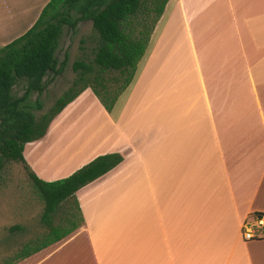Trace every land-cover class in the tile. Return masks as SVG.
Returning <instances> with one entry per match:
<instances>
[{
  "label": "crops",
  "instance_id": "obj_1",
  "mask_svg": "<svg viewBox=\"0 0 264 264\" xmlns=\"http://www.w3.org/2000/svg\"><path fill=\"white\" fill-rule=\"evenodd\" d=\"M47 1L0 0V46ZM172 1L110 111L83 90L23 145L47 181L121 161L75 191L79 227L13 264H264L240 235L264 215V0Z\"/></svg>",
  "mask_w": 264,
  "mask_h": 264
},
{
  "label": "trees",
  "instance_id": "obj_2",
  "mask_svg": "<svg viewBox=\"0 0 264 264\" xmlns=\"http://www.w3.org/2000/svg\"><path fill=\"white\" fill-rule=\"evenodd\" d=\"M167 1L48 0L23 34L0 46V170L5 160L21 164L42 201L39 220L45 227L43 234L1 264H13L36 253L81 225L75 191L117 165L121 156L115 152L96 155L69 175L47 181L38 178L25 163L23 145L41 138L53 117L86 88L110 111L131 82ZM83 21L91 24L90 55L72 62L71 68L77 72L71 85L46 111L35 116L34 111L41 109L38 97L47 77L60 73L64 64V57L58 61L56 56L59 39ZM18 81L23 83L20 94L13 92ZM32 94L35 98L30 100ZM68 200L74 212L67 208L59 223H53L55 213Z\"/></svg>",
  "mask_w": 264,
  "mask_h": 264
},
{
  "label": "rangeland",
  "instance_id": "obj_3",
  "mask_svg": "<svg viewBox=\"0 0 264 264\" xmlns=\"http://www.w3.org/2000/svg\"><path fill=\"white\" fill-rule=\"evenodd\" d=\"M172 2L170 0L166 5L164 14L170 12L169 7L173 4ZM162 18L163 15L159 19V28ZM151 35L152 33L149 35L147 45ZM91 36L92 30L89 21L78 22L72 32L65 31L63 33L58 42L56 56L58 61L64 57V64L60 73L50 79L47 77L46 86L38 97L41 109L34 111L35 116L46 111L54 100L71 85L77 72L71 68L72 62L83 58L84 55H90L93 45ZM22 86V81H18L13 87V92L20 94ZM89 92L91 91L89 90ZM86 95L89 97L79 106L81 108L83 105V109H85L84 113L78 116L79 122L88 121L91 115H95L96 105L93 106V101H90L92 95ZM34 98L35 94H32L30 100ZM42 205L41 199L21 164L13 160H5L0 170V264L12 258L24 244L31 243L38 235L45 232V227L39 220ZM67 208L74 212L71 200H68L57 210L53 217V223H59L58 219L62 218ZM13 226L19 228L11 229Z\"/></svg>",
  "mask_w": 264,
  "mask_h": 264
},
{
  "label": "built area",
  "instance_id": "obj_4",
  "mask_svg": "<svg viewBox=\"0 0 264 264\" xmlns=\"http://www.w3.org/2000/svg\"><path fill=\"white\" fill-rule=\"evenodd\" d=\"M243 240L257 239L264 236V215L251 216L245 219L240 227Z\"/></svg>",
  "mask_w": 264,
  "mask_h": 264
}]
</instances>
